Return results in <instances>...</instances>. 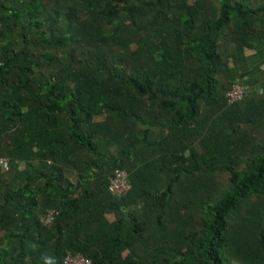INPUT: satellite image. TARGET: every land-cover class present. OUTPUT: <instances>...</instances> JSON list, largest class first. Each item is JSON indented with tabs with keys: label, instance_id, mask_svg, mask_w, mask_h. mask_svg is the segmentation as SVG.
Segmentation results:
<instances>
[{
	"label": "trees",
	"instance_id": "16d2710c",
	"mask_svg": "<svg viewBox=\"0 0 264 264\" xmlns=\"http://www.w3.org/2000/svg\"><path fill=\"white\" fill-rule=\"evenodd\" d=\"M251 39L264 0H0V264H264Z\"/></svg>",
	"mask_w": 264,
	"mask_h": 264
},
{
	"label": "crops",
	"instance_id": "0c3cea01",
	"mask_svg": "<svg viewBox=\"0 0 264 264\" xmlns=\"http://www.w3.org/2000/svg\"><path fill=\"white\" fill-rule=\"evenodd\" d=\"M253 49H239L232 60L236 75L243 76L247 93L252 96L264 94V42L251 39ZM110 215L107 216L110 222Z\"/></svg>",
	"mask_w": 264,
	"mask_h": 264
},
{
	"label": "built area",
	"instance_id": "2783aa9c",
	"mask_svg": "<svg viewBox=\"0 0 264 264\" xmlns=\"http://www.w3.org/2000/svg\"><path fill=\"white\" fill-rule=\"evenodd\" d=\"M247 94V87L239 78L234 80L231 90L227 95L228 103L233 105L235 103L243 101ZM9 161L4 158H0V168L7 170ZM131 189L129 182V175L125 171H117L112 178L109 185V192L115 196H123ZM58 215L57 210H49L43 217L42 222L45 226L52 225L55 217ZM63 264H92L90 260L81 255H72L68 253L64 258Z\"/></svg>",
	"mask_w": 264,
	"mask_h": 264
},
{
	"label": "rangeland",
	"instance_id": "374dc122",
	"mask_svg": "<svg viewBox=\"0 0 264 264\" xmlns=\"http://www.w3.org/2000/svg\"><path fill=\"white\" fill-rule=\"evenodd\" d=\"M109 217H110L111 220H114V216L113 215H110Z\"/></svg>",
	"mask_w": 264,
	"mask_h": 264
}]
</instances>
